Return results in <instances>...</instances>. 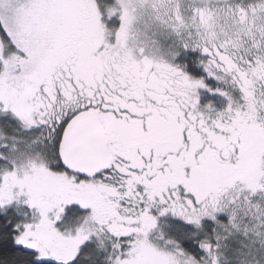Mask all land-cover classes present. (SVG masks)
Returning a JSON list of instances; mask_svg holds the SVG:
<instances>
[{"label": "snow or ice", "instance_id": "snow-or-ice-1", "mask_svg": "<svg viewBox=\"0 0 264 264\" xmlns=\"http://www.w3.org/2000/svg\"><path fill=\"white\" fill-rule=\"evenodd\" d=\"M0 264H264V0H0Z\"/></svg>", "mask_w": 264, "mask_h": 264}]
</instances>
